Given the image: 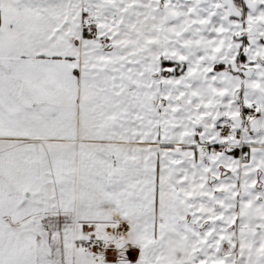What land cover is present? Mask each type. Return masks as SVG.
Listing matches in <instances>:
<instances>
[{
	"label": "snow or ice",
	"instance_id": "obj_1",
	"mask_svg": "<svg viewBox=\"0 0 264 264\" xmlns=\"http://www.w3.org/2000/svg\"><path fill=\"white\" fill-rule=\"evenodd\" d=\"M0 264H264V0H0Z\"/></svg>",
	"mask_w": 264,
	"mask_h": 264
}]
</instances>
